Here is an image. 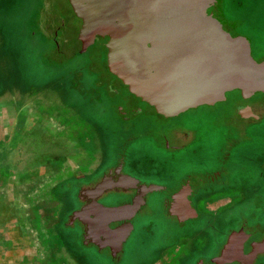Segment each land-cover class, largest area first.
Wrapping results in <instances>:
<instances>
[{
    "label": "rangeland",
    "instance_id": "374dc122",
    "mask_svg": "<svg viewBox=\"0 0 264 264\" xmlns=\"http://www.w3.org/2000/svg\"><path fill=\"white\" fill-rule=\"evenodd\" d=\"M220 1L235 31L249 39L253 59L263 58L264 0ZM108 26L97 19L80 27L66 0H0V174L32 180L45 172L32 186L26 185L25 193L38 188L42 192L40 207L51 208L58 219L43 231L52 240L43 249L44 261L50 260L47 264H197L199 257L216 251L223 231L234 227L232 216L216 220L206 214L198 219L171 217L152 192L147 198L153 205L141 206L133 216L132 229L115 256L109 248L85 241L76 220L68 224L78 207V188L101 173L106 147L111 154L122 139L119 112L107 90L112 80L103 48ZM236 93L231 91L229 100ZM231 107L226 103L200 105L180 112L176 120L194 134L189 147L196 149L194 163L215 169L219 154L227 151L229 159L224 165L241 184H247L252 196L249 204L239 203L232 210L245 214L246 205L248 209L264 207L263 197L254 195L264 190V115L253 124L237 126L230 122ZM158 120L146 112L130 132L144 128V122L157 125ZM164 123L168 121L158 124ZM143 133L129 146V158L141 160L155 148L156 135L151 141L145 130ZM229 139L232 143L226 147ZM184 155H178V160ZM179 165L174 166L178 172ZM78 174L81 176L74 177ZM6 195L2 189L0 208L8 211V199L13 201L14 196L11 193L6 200ZM50 201L53 206L47 204ZM28 210L34 211L32 204ZM8 216L12 225L15 218ZM241 252V260L221 264L247 261ZM7 256L14 264L23 259L19 247L11 246ZM251 264H264V255Z\"/></svg>",
    "mask_w": 264,
    "mask_h": 264
},
{
    "label": "water",
    "instance_id": "95a60500",
    "mask_svg": "<svg viewBox=\"0 0 264 264\" xmlns=\"http://www.w3.org/2000/svg\"><path fill=\"white\" fill-rule=\"evenodd\" d=\"M66 6L80 27L97 19L109 23L103 45L108 71L164 117L223 103L234 90L242 99L255 94L264 98V60L253 59L249 39L225 20L219 0H66ZM237 114L258 116L246 105ZM193 180L198 178L188 177L172 200L182 199ZM115 186L136 187L139 193L130 203L115 206L97 201L103 191ZM157 188L125 174L114 183L107 175L96 176L78 189V198L88 202L73 211L68 224L77 220L85 241L107 247L115 256L131 230L129 219L143 204V195ZM168 209L188 215L192 208L185 201ZM116 221L123 222L111 226ZM254 232V227L245 224L232 230L219 255L211 260L215 264L239 261L235 240ZM255 236L254 247L264 249V229Z\"/></svg>",
    "mask_w": 264,
    "mask_h": 264
},
{
    "label": "flooded vegetation",
    "instance_id": "af4514ba",
    "mask_svg": "<svg viewBox=\"0 0 264 264\" xmlns=\"http://www.w3.org/2000/svg\"><path fill=\"white\" fill-rule=\"evenodd\" d=\"M219 6L222 11L220 0ZM222 14L225 20L232 24L231 21L227 20L223 11ZM260 60H264V57L257 61ZM110 77H112V80L109 81V83L111 82L110 85H107L108 96L111 97V100L114 103V108L119 112L118 120L122 124V139L118 141L117 150L113 153L111 152L110 154L109 152L111 149L106 147L104 162L101 163V173L97 176L102 177L103 175H107L111 178L112 183H114L120 175L125 174L136 179L138 183L157 185L158 188L156 190L147 192L143 195L144 201L141 206L145 204L148 206L153 205L151 198L147 197L152 192H155L158 195L156 201L157 204L164 207L165 213L171 217L178 216L183 219H198L200 215L202 217L203 214H206L210 215L213 220H216L224 215L232 216L236 220V224L234 227L223 231V240L217 245L218 248L212 255L199 257L201 260L198 262L201 264H215L210 262V260L219 255V251L225 244L228 234L232 230L239 229L242 224L255 228V232L248 235L244 240H235V249L237 251L241 250V254L246 256L244 258L247 259L246 261L243 258L245 261L243 260L244 262L242 264L254 263L256 258L262 257V255H264V249L255 248L254 243L258 240L255 235L261 233L264 229V226H261V224L264 225V207L259 209H248L249 206L246 205L245 214H240L238 211H232L237 204H245L249 198H252V196L249 195L250 190H247V184H241L238 176H236V180V178L228 172V166L224 165V161L228 158L227 151L222 150V153L219 154V157L216 160L217 166L215 169L208 170L205 166L194 163L192 160L194 156L192 154L196 153V149L189 148L194 142L192 139L194 134L191 128L176 120V117L180 113L170 117H164L156 113L151 106L141 101L135 94L129 93L126 86L115 76L110 75ZM254 96L255 95H252L248 99H242L239 96L232 101L229 99L223 101V103L231 104L232 106L231 109L233 110V116L230 120L231 123H234L237 126H241V123L248 125L257 122L263 117L264 98L262 96ZM245 105L248 106L253 113L258 115L257 118H244L237 114V110ZM146 112L152 113L154 117L159 119V122L168 121V123L158 124L159 122L156 121L157 125L154 123V125L151 126L149 123L142 122V126L145 129L140 128L136 133L131 134L130 128L134 127L135 122H138L141 115ZM144 130L147 132L146 135L148 136V140L154 141L153 134L156 135V142L153 145L155 148H150L146 156L142 157L141 160L133 159L134 157L129 158V146L132 145L133 141L136 139L138 140L145 135L143 133ZM237 133L239 134L241 132ZM235 137L237 138L239 136ZM230 140L231 139L228 141L225 140L226 147L231 145L232 140ZM184 153L185 155L178 160L177 156H182ZM177 164H181L177 167L179 168V172L174 169V166ZM1 173L0 191L3 189L4 194H8V192H12L20 182L16 181L15 176L13 177L11 174L6 173L5 175L3 172ZM193 175L196 176L198 180L192 181L190 191H188L182 199L177 201L172 200V195L185 184L188 177ZM80 176L81 174L74 175L76 178ZM90 180L91 179L84 182L81 187L89 185ZM255 192L254 195L261 196L264 199V190H258L256 193ZM138 193L136 187L123 189L115 186L103 191L101 196L97 198V201L104 206H115L130 203L132 198ZM116 195H119L121 198H115L114 196ZM76 198L78 200L77 209L88 202V200L79 199L78 196H76ZM105 199L106 201H104ZM185 201H188V204L192 208L188 215L174 214L168 209L170 204L185 203ZM54 217H56L55 214L53 215V218ZM132 218L129 219L130 223ZM122 222L123 221H116L111 224V226L119 225ZM52 223L53 222L51 221V224ZM81 230H83L82 227Z\"/></svg>",
    "mask_w": 264,
    "mask_h": 264
},
{
    "label": "crops",
    "instance_id": "0c3cea01",
    "mask_svg": "<svg viewBox=\"0 0 264 264\" xmlns=\"http://www.w3.org/2000/svg\"><path fill=\"white\" fill-rule=\"evenodd\" d=\"M46 168V167H45ZM43 172V171H42ZM40 172L34 179L26 180L21 179L20 175L15 174V180L20 182L12 192H8L6 195V200L11 198V193L14 196L13 201L9 200V208L7 211V207L0 208V264H14L10 262L8 256L6 257L7 251L9 252L10 247H19L21 249V253H23V259L19 261L17 264H42L46 263V261H42L44 257V250L48 241L44 242L41 237V230L36 229L35 220L32 227L27 228V214L28 213H37V210L29 212L28 206L29 204H33L40 200L38 188L33 192L28 193L26 192V185L32 186L35 179L44 174L45 172ZM42 173V174H41ZM13 180V181H15ZM24 184V185H23ZM17 188H20V191H15ZM23 191V192H22ZM15 194V195H14ZM33 202V203H32ZM3 209V211H2ZM38 212L40 210L38 209ZM13 215L12 218L13 224H10V216ZM37 220L40 219V216H37ZM36 220V221H37ZM8 222V224H7ZM7 225V226H5ZM5 226V229H4ZM4 229V230H3ZM38 237V238H37ZM15 241L16 244L11 245L10 242ZM50 261V260H49ZM47 261V263L49 262ZM46 263V264H47Z\"/></svg>",
    "mask_w": 264,
    "mask_h": 264
},
{
    "label": "trees",
    "instance_id": "16d2710c",
    "mask_svg": "<svg viewBox=\"0 0 264 264\" xmlns=\"http://www.w3.org/2000/svg\"><path fill=\"white\" fill-rule=\"evenodd\" d=\"M41 194H42V192L39 193V197L41 196ZM41 203H42V201L38 200V202L32 204V206L34 208L37 207L40 210V212H38V209H36L37 213H34V214L28 213L27 214V220H28V221H26L27 222V228L32 227L34 220H35L36 229L41 230V237H39V238L43 239L44 242L48 241V243H52V240L49 237L45 238L46 235H43L44 234L43 231L51 228L53 226V224L58 222V219H57V217L53 218V213H52L51 208L40 207ZM47 204L49 206H51V205L53 206L54 202L50 201ZM37 216H40L39 220L36 219V218H38ZM33 218H34V220H33ZM51 221L53 222L52 224H51ZM44 260H45V258H43L42 261H44Z\"/></svg>",
    "mask_w": 264,
    "mask_h": 264
}]
</instances>
